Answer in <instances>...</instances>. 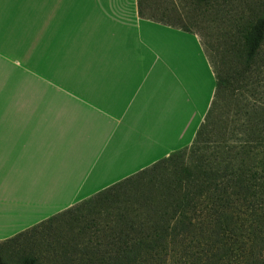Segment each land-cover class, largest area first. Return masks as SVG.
<instances>
[{
    "label": "crops",
    "instance_id": "1",
    "mask_svg": "<svg viewBox=\"0 0 264 264\" xmlns=\"http://www.w3.org/2000/svg\"><path fill=\"white\" fill-rule=\"evenodd\" d=\"M44 2L35 46L48 77L33 100L16 90L19 117L0 112L1 184L18 173L38 191L23 228V206L13 220L0 207V242L189 147L215 91L200 40L141 15V0Z\"/></svg>",
    "mask_w": 264,
    "mask_h": 264
},
{
    "label": "trees",
    "instance_id": "2",
    "mask_svg": "<svg viewBox=\"0 0 264 264\" xmlns=\"http://www.w3.org/2000/svg\"><path fill=\"white\" fill-rule=\"evenodd\" d=\"M236 46L208 54L215 91L189 147L0 242V264H264V18ZM103 213L115 252L92 232ZM37 243L39 257L10 250Z\"/></svg>",
    "mask_w": 264,
    "mask_h": 264
},
{
    "label": "rangeland",
    "instance_id": "3",
    "mask_svg": "<svg viewBox=\"0 0 264 264\" xmlns=\"http://www.w3.org/2000/svg\"><path fill=\"white\" fill-rule=\"evenodd\" d=\"M44 3V0H4V2L0 0V112L1 110L2 112L9 111L6 112L7 114H2V116L6 115L7 118L8 116H20V113L17 114V110L12 111L13 106H17L18 95L16 90L23 86L19 93L25 92L26 98L33 100L32 94L28 92L33 91L36 85L44 83L48 77L44 76L39 68V57L38 66L36 64L35 46L40 10ZM141 4L143 7L141 15L152 18L153 22L163 23L182 33L196 36L201 42L209 64L208 54L213 57L217 56V50L226 43L236 44L235 48L238 52L242 50L249 27L256 24L259 19L264 18V0H141ZM7 41L9 42L8 45L6 44ZM0 118L2 117L0 116ZM7 118L2 123L9 122ZM16 124L7 127L13 128L12 130L16 132ZM2 127L0 125V138ZM0 144H2L1 140ZM3 152L0 147V160L4 159ZM136 159L138 161L134 164L136 166L133 165L130 169L134 167L137 169L141 165L140 163L149 160L146 157ZM13 175L15 177L10 180L9 189L2 186L0 176V200L3 202L0 207L4 205V207L9 208L10 220H13L14 214H19L17 208L23 206L24 215H21L23 217L21 228H23L29 225L26 216L29 210L26 207L27 203L30 202L29 199H33L34 195L36 197L38 189L27 188V179L23 182L17 176L18 173ZM38 177L41 179L40 175ZM4 180L7 179L4 178ZM28 183L31 184V187H35V182L30 181ZM52 190L54 191V187ZM40 191H47L45 184L40 186ZM23 202L24 205H21ZM97 219L99 224L93 225L92 232L96 234V238L99 237L103 250L108 253L115 252L121 246L119 242V234L121 236V233L115 224L114 213L100 214ZM136 231V229L130 230L131 235L137 236ZM102 235H106L109 240H104ZM12 246L13 248H10L14 252L12 254L19 258L34 256V254L38 257L42 255L41 252H37L38 249L42 248L41 243L28 247H23L22 244ZM35 251L38 254L34 253ZM0 252L4 251L1 250ZM6 255L2 256V260L7 259ZM13 260L9 264H20L18 258L15 257ZM139 264L157 263L148 256H144Z\"/></svg>",
    "mask_w": 264,
    "mask_h": 264
},
{
    "label": "bare ground",
    "instance_id": "4",
    "mask_svg": "<svg viewBox=\"0 0 264 264\" xmlns=\"http://www.w3.org/2000/svg\"><path fill=\"white\" fill-rule=\"evenodd\" d=\"M2 37H3V34H2ZM5 38H7V36H5ZM8 43H9V42L7 41V43H6V44L8 45Z\"/></svg>",
    "mask_w": 264,
    "mask_h": 264
}]
</instances>
